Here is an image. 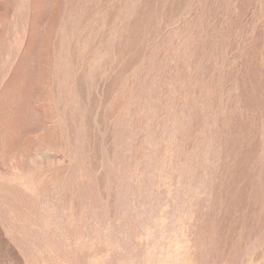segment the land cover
<instances>
[{"label":"rangeland","instance_id":"374dc122","mask_svg":"<svg viewBox=\"0 0 264 264\" xmlns=\"http://www.w3.org/2000/svg\"><path fill=\"white\" fill-rule=\"evenodd\" d=\"M0 264H264V0H0Z\"/></svg>","mask_w":264,"mask_h":264}]
</instances>
